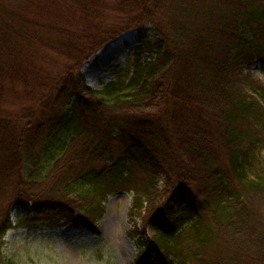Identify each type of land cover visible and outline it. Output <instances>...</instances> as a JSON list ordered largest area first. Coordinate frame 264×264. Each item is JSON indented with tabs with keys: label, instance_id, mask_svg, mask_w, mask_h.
I'll list each match as a JSON object with an SVG mask.
<instances>
[{
	"label": "trees",
	"instance_id": "trees-1",
	"mask_svg": "<svg viewBox=\"0 0 264 264\" xmlns=\"http://www.w3.org/2000/svg\"><path fill=\"white\" fill-rule=\"evenodd\" d=\"M164 2L175 19L159 24L160 0H0V216L15 205L94 230L124 190L131 218L146 211L134 233L153 231L141 264H264V172L245 165L264 140V85L243 71L264 63V0ZM146 23L154 58L87 86L88 56Z\"/></svg>",
	"mask_w": 264,
	"mask_h": 264
},
{
	"label": "rangeland",
	"instance_id": "rangeland-1",
	"mask_svg": "<svg viewBox=\"0 0 264 264\" xmlns=\"http://www.w3.org/2000/svg\"><path fill=\"white\" fill-rule=\"evenodd\" d=\"M157 10V23L173 22L165 13V2L160 0ZM111 22L117 23L128 19L133 12L118 14ZM166 19V20H165ZM158 34L154 23H146L138 29L124 30L110 39L102 48L93 52L80 65L79 72L84 82L93 90L101 91L110 83H125L132 76L136 57L141 63L150 61L155 56L151 47L157 42ZM138 52V55H137ZM53 58H45L43 62L52 65ZM248 71L252 78L264 85V63L253 60ZM249 96V92H247ZM111 96V95H108ZM264 137V134H263ZM260 147L253 149L246 162L248 177L264 172V140ZM57 151L52 150L50 154ZM164 185L163 177L159 178L158 186ZM132 192L116 191L110 193L104 202V212L92 230L80 222L72 224L65 219L52 222H39L34 219H24L26 213L22 208L10 206L0 220L8 216L10 224L2 236L0 264H141V255L148 249L147 241L153 235L149 224L145 234L139 237L134 228L141 230L146 211L130 217ZM5 201H8L5 200ZM4 201V202H5ZM71 220L78 218L72 211ZM31 214V212H30ZM29 214V215H30ZM35 220V221H34ZM151 221V220H150ZM149 264H160L155 253H151Z\"/></svg>",
	"mask_w": 264,
	"mask_h": 264
}]
</instances>
